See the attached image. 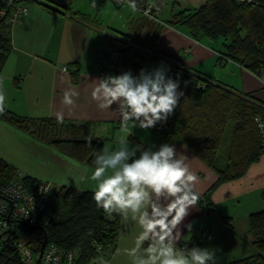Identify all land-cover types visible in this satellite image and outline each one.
I'll return each instance as SVG.
<instances>
[{
    "label": "trees",
    "instance_id": "16d2710c",
    "mask_svg": "<svg viewBox=\"0 0 264 264\" xmlns=\"http://www.w3.org/2000/svg\"><path fill=\"white\" fill-rule=\"evenodd\" d=\"M44 1L47 3L37 0H0V7L9 13L16 5L38 2L52 10L68 12L80 21L92 23L80 12L73 11L64 1ZM2 19L0 17V73L5 68L13 49L11 27L6 24L5 19L1 21ZM163 21L176 28L182 27L196 41L217 42L221 39L223 49H218L217 52L253 74L258 76L264 74V0H254L252 3L205 0L200 7L178 11L171 19ZM164 26L141 15L130 20L128 30L118 33L117 39L105 36L106 42L111 45L119 43L120 47L110 53H104L101 47L98 69L101 56L111 53H118L120 58L109 71L107 70L110 75H118L128 70L135 75L141 69L151 70L161 62L170 68L169 75L173 79H179L180 90L184 95L168 120L163 124H157L149 131L162 143L187 147L204 164L216 171V182L207 193L200 196L197 205L208 215L233 228L230 223L233 218L225 216L219 210L212 202L210 192L226 182L244 177L249 167L264 157L254 120L256 115L264 117V104L255 101L252 95L239 93L197 73L173 56L159 51L157 43ZM69 67L71 72V65ZM79 74L78 70L72 74L76 83L79 82ZM0 119L41 143H72L71 157L93 169L94 151L103 148L104 145L98 138L93 140L86 138L92 122L58 123L56 119L25 118L13 114L6 108L0 112ZM59 133H66L68 136L59 139L57 137ZM129 139L147 147L134 136H130ZM224 145L227 163L225 168L218 169L216 162L224 151ZM17 172L19 171L0 158V191ZM23 176L28 185H35L42 180L24 174ZM57 188H59L57 195L62 204L57 213L50 214L47 213V209ZM92 192L78 191L69 186L57 187L54 183L50 201L35 225L12 224L16 245L11 246L10 243L0 247V264H25L17 244L30 250L37 261L46 236L45 249L49 245H55L72 251L77 256L76 264H92L100 257L109 260L118 245L122 221L116 214L110 216L98 210L92 199ZM248 226L249 234L252 236L250 245L255 254L225 264H264V210L251 213L248 217ZM17 230L23 231L26 236H20ZM27 235L30 236L27 238Z\"/></svg>",
    "mask_w": 264,
    "mask_h": 264
},
{
    "label": "crops",
    "instance_id": "0c3cea01",
    "mask_svg": "<svg viewBox=\"0 0 264 264\" xmlns=\"http://www.w3.org/2000/svg\"><path fill=\"white\" fill-rule=\"evenodd\" d=\"M59 1H64L71 5L68 0ZM107 1L103 0L102 2ZM112 1L118 4L116 1ZM141 1L145 3H160L163 7L169 6V0ZM194 1L174 0L170 10L172 14L178 12L174 8V2H178L181 7L184 5L185 9L193 10L191 8L193 5H200ZM35 3L30 7L28 15L11 28L13 49L5 68L0 73V91L5 95V108L13 114L25 118L56 119V114L62 112L64 115L63 121L75 124H85L87 122H92L93 124L97 122L119 123L120 119L116 113L99 110L96 101L92 99V91L98 79L95 72L98 69V62H96V68L91 70L84 69L86 66L84 56L87 46L84 43L85 38L92 31H99L100 28L95 23H87L74 18L68 12L55 11L41 3ZM119 6L124 7L126 5ZM195 8H198V6ZM129 19H132V17L128 18V22ZM121 31L115 29L112 34L108 33L106 36L117 39V35ZM206 41L197 42L182 27L176 28L169 24L161 29L157 49L173 56L197 73L210 77L239 93L250 94L255 101L264 104V81L262 76H256L232 61L222 62L218 56L219 52L212 45L214 42ZM65 64L71 65V72L62 71L61 65ZM75 70L80 71L79 82L77 83L72 75ZM70 89H75L79 95L74 97L75 104L73 106H66L62 101L65 91ZM112 107L115 109L116 106L113 105ZM141 135L146 137L143 133ZM133 136L138 138L136 134H133ZM138 139L141 140L140 138ZM141 141L144 142V140ZM23 142L28 143L30 147L34 145L36 147L26 155L24 149L27 147ZM42 144L0 119V158L10 166H13L15 170L17 169L16 171L26 176L50 180L57 187L66 186L67 182L65 180L67 178L65 177L68 174L65 177L53 176L52 172H37L31 168L33 164L31 162L33 160L30 158L31 154L33 155L35 151L40 152L42 149L47 150ZM151 145L159 146L155 142ZM176 148L178 152L189 158L188 164L199 178L196 186L197 190L201 196L204 195L216 182V171L204 164L187 147L176 146ZM223 150L216 162L218 169L225 168L227 163L225 161V145ZM63 157L71 161L74 168L72 173L78 171L77 176L81 175L82 171L80 172V170L82 168L83 170L86 168V164L77 162L71 157V154L65 153ZM263 160L264 157H261L257 163L252 164L244 177L222 184L218 188V192H215L214 197H211L212 202L220 208V204L228 199L223 200L224 195L222 193L226 191L235 188H241L244 191L255 187L262 188V185H264ZM88 172L87 174L85 173L84 178H87ZM69 179L71 181L70 187L76 189L74 187L76 178L69 177ZM230 192L227 193V196H229ZM230 199L232 200L233 198ZM196 207L190 211V214L181 225L177 226L176 243L178 246L183 244L188 237H194L198 229L205 228V226H210V229H212L215 226L214 221L212 222V219L208 217L209 215L200 209L198 205ZM189 224L192 225L191 231H188L187 228ZM138 232L139 228L134 222H122L118 245L110 259L107 260L110 264H130V258L126 250L135 246ZM210 247L216 250V254L222 253L216 249L215 244ZM219 259V256H217L216 264L219 263ZM225 263L227 262L223 264ZM99 264H102V262Z\"/></svg>",
    "mask_w": 264,
    "mask_h": 264
},
{
    "label": "clouds",
    "instance_id": "9594fccd",
    "mask_svg": "<svg viewBox=\"0 0 264 264\" xmlns=\"http://www.w3.org/2000/svg\"><path fill=\"white\" fill-rule=\"evenodd\" d=\"M131 7L135 10L134 0ZM169 72L161 62L135 75L128 70L98 78L92 99L99 110L116 113L123 128L131 121L140 129H152L168 120L184 95L179 79H173ZM78 95L75 89L67 90L62 103L73 106ZM4 108L5 95L0 91V112ZM56 119L62 123L63 113L58 112ZM254 120L264 135V117L256 115ZM188 160L174 143L145 148L127 136L112 149L94 151L91 179L96 183L91 194L96 208L110 216L118 215L122 222L132 221L139 228L135 246L126 250L130 264H216L215 249L176 243L177 226L200 200L196 187L199 178ZM187 228L191 231L192 225ZM102 264L110 262L104 260Z\"/></svg>",
    "mask_w": 264,
    "mask_h": 264
},
{
    "label": "rangeland",
    "instance_id": "374dc122",
    "mask_svg": "<svg viewBox=\"0 0 264 264\" xmlns=\"http://www.w3.org/2000/svg\"><path fill=\"white\" fill-rule=\"evenodd\" d=\"M34 1V0H31ZM45 2L44 0H37ZM71 3V8L73 11L80 12L87 20L92 23H95L100 30L99 31H92V33L85 38V45L86 52L84 56V60H86V66L84 69L91 70L97 67L96 62H99L100 54H101V47L103 48L104 53H110L115 48L120 47L119 43H115L111 45L110 43L106 42L105 36L106 34H112L115 29L122 30L121 32H126L128 30V18L130 16L133 18H139L141 16L136 10L130 8L128 5L124 7H120L118 4L113 2L112 0H108L107 2H102L103 0H68ZM174 0H169V6L163 7L161 18L165 21L172 18L173 14L170 10V6H172V2ZM205 0H195L196 4L200 5H193L191 8H195L196 6L200 7ZM193 2V1H192ZM24 5H27L30 9L35 2H24ZM46 3V2H45ZM174 8L178 11L184 10L186 7L183 5L181 7L178 2H174ZM132 19H129L132 20ZM103 30V31H102ZM102 31V32H101ZM206 41V40H205ZM207 42V41H206ZM214 48L223 49V41L220 39L217 42L212 43ZM89 46V47H88ZM231 62V61H230ZM233 62V61H232ZM235 63V62H234ZM237 64V63H236ZM63 66H70V65H61ZM97 73V69L95 70ZM256 75V74H254ZM258 76V75H256ZM262 80L264 81V74L262 75ZM146 135V137H142L141 134ZM136 134L138 138L144 140V144L148 147L151 146L153 142L157 145L162 144V142L153 136L149 130L147 129H140L137 127L133 122H129L126 129L121 126V122H100L94 123L89 126V133L86 135L87 139L93 140L100 139L103 142V148L112 149L117 146L118 141L121 137L133 136ZM67 134H57L59 139L67 138ZM56 137V138H57ZM72 139V136H70ZM144 138V139H143ZM140 140V141H141ZM142 142V141H141ZM24 145L27 147L24 149L26 155L29 153L30 150H33L34 146H29L28 143L23 142ZM45 149L42 151H35V153L31 154V161L33 164L31 168L37 172H52L53 176L59 175L67 178L65 181L67 182L65 185L70 187V179L69 177L76 178V183L74 187L79 190H94L95 188V181L91 179L94 169L85 165V169L83 168L80 170L82 171L81 175H78V171L72 173L73 165L71 161L67 160V158L63 157V154H71L73 144L69 142H62L59 144H51V143H43L42 144ZM264 161V160H263ZM14 168L13 166H11ZM17 170V169H16ZM87 178H84L85 173ZM263 183V182H262ZM246 184V183H245ZM245 184H243L245 186ZM60 187V186H59ZM84 188V189H83ZM219 188V187H218ZM218 188L214 191L210 192V196L213 198L215 192H218ZM75 189V190H76ZM58 190L52 195V201L49 203L47 213H57L60 210V206L62 202H60L58 197ZM231 191V192H230ZM229 196H227V193ZM212 194V195H211ZM224 203H221V209L219 210L227 217H232L233 220L230 221L233 228L225 224L219 219L215 217L208 216L211 221L215 223L212 229L210 226H205V228H200V230L196 232L194 237H188L185 242L181 245L187 244L188 241L194 239L199 233L202 231L210 232L212 239L211 241L207 242L206 244L202 245V248L210 247L211 245L216 246V249L222 253H217L216 257L219 256V263L223 264L224 262H229L233 260H237L239 258H247L255 254L254 249L251 247L250 243L252 241V236L249 234V226H248V217L250 213L258 212L264 210V185L262 188L255 187L248 189L246 191L242 190L241 188H235L229 191L222 193ZM201 196V195H200ZM232 196V197H231ZM233 198L232 200L230 198ZM220 200V198H219ZM20 236L25 235L21 230H17ZM32 234V233H30ZM30 236V235H29ZM27 235V238L29 237ZM179 245V246H181ZM104 260L103 257L98 258L92 264H99ZM225 260V261H224Z\"/></svg>",
    "mask_w": 264,
    "mask_h": 264
},
{
    "label": "built area",
    "instance_id": "2783aa9c",
    "mask_svg": "<svg viewBox=\"0 0 264 264\" xmlns=\"http://www.w3.org/2000/svg\"><path fill=\"white\" fill-rule=\"evenodd\" d=\"M120 5L131 6L133 0H115ZM238 2L252 3L254 0H236ZM135 10L142 16L149 18L152 21L164 23L161 18L163 6L160 3H143L141 0H134ZM28 7L25 5H16L12 10L7 13L0 7V17L6 20V24L11 28L18 24L23 17L28 15ZM198 42V41H197ZM222 62H230L231 60L226 56L218 53ZM120 55L118 53L104 54L100 59V68L98 69L97 77L101 78L110 75L107 70L112 65L118 62ZM62 71L69 73L70 67L63 66ZM263 117V116H262ZM256 124V123H255ZM259 132V131H258ZM260 144L264 150V135L259 132ZM54 188L52 181L41 180L35 185H28L24 181L22 173L17 172L10 179L9 183L4 189L0 191V247L11 243L15 246L16 242L13 238V225L15 223H24L26 225H35L38 217L44 211L47 203L50 201V196ZM212 236L206 231H201L187 244L181 245L191 247H200L207 242L211 241ZM18 251L21 254L22 261L25 264H36V257L34 254L26 249L23 245L17 244ZM52 254L51 261L48 260L49 254ZM58 257V259H57ZM76 253L66 251L55 245H49L39 262V264H76Z\"/></svg>",
    "mask_w": 264,
    "mask_h": 264
},
{
    "label": "water",
    "instance_id": "95a60500",
    "mask_svg": "<svg viewBox=\"0 0 264 264\" xmlns=\"http://www.w3.org/2000/svg\"><path fill=\"white\" fill-rule=\"evenodd\" d=\"M3 20H4V17H3V19H2L1 21H3ZM46 244H47V236H46V238H45V240H44V242H43V244H42L41 252H40L39 258L37 259L36 264H39V262H40V260H41V257H42V255H43V253H44V250H45Z\"/></svg>",
    "mask_w": 264,
    "mask_h": 264
}]
</instances>
